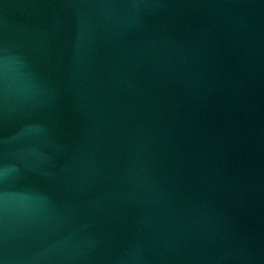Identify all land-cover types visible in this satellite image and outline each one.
I'll return each mask as SVG.
<instances>
[{
    "label": "water",
    "instance_id": "1",
    "mask_svg": "<svg viewBox=\"0 0 264 264\" xmlns=\"http://www.w3.org/2000/svg\"><path fill=\"white\" fill-rule=\"evenodd\" d=\"M0 264H264V0H0Z\"/></svg>",
    "mask_w": 264,
    "mask_h": 264
}]
</instances>
